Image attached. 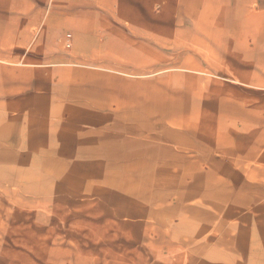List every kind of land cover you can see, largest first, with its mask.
I'll return each mask as SVG.
<instances>
[{"label":"rangeland","instance_id":"obj_1","mask_svg":"<svg viewBox=\"0 0 264 264\" xmlns=\"http://www.w3.org/2000/svg\"><path fill=\"white\" fill-rule=\"evenodd\" d=\"M0 264H264V0H0Z\"/></svg>","mask_w":264,"mask_h":264},{"label":"crops","instance_id":"obj_2","mask_svg":"<svg viewBox=\"0 0 264 264\" xmlns=\"http://www.w3.org/2000/svg\"><path fill=\"white\" fill-rule=\"evenodd\" d=\"M102 117H104L103 114H100ZM106 118V117H105ZM100 124H95V128L96 127H103L106 132H108V128L109 131L111 132L112 129L116 128L113 125H110V122L108 120L105 121H100ZM119 127L118 128H124V131H120V133H118L120 136L123 134H127L128 133V128L127 126H122L121 124H123L121 121H119ZM181 123V121H180ZM194 126V125H193ZM181 127V126H180ZM90 128V127H89ZM198 130L197 127H190L189 129H181L178 127H175L173 125V127H169V129H167L166 133H170V136H172L173 138L167 142V146L166 149L172 151L175 155L173 157H169V159H175L177 156L178 157H183V161L184 162V166L185 168H190V167H194L195 171H191L189 176H193V175H201L200 173H202V171H207L209 170V167L212 169L213 167V163L211 165H205L201 160H199V158H201L202 156L200 155V157H195L193 155H189V154H183V151H188L190 152V149H193L194 146H197L198 141L196 140V131ZM125 132V133H123ZM106 136L109 135L108 133H98V135H102ZM95 144V148H96V143ZM136 144L138 146V148L136 149V158H146V159H150L153 164L154 160L160 158L158 155L156 156L154 152H152L149 148V146L151 145L150 143L145 142L143 139H138V141H136ZM155 144V143H153ZM159 145V144H158ZM127 145H123V147L121 148V152L125 155L122 156V158H129L131 157V155L133 153H135V151H129L127 149ZM81 148V146H80ZM83 148V147H82ZM78 149L81 153L83 152V149ZM117 147L114 148V150H116ZM97 153V157L98 158H102L104 157L105 159H108L110 156H108L109 152H111L112 150L110 148H108L107 143H104L102 145H98L97 148L95 150H93ZM94 152V154H95ZM130 152V155H129ZM145 153H151L149 156L148 155H143ZM142 154V155H139ZM90 157V156H89ZM154 173V172H153Z\"/></svg>","mask_w":264,"mask_h":264}]
</instances>
